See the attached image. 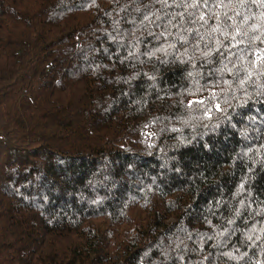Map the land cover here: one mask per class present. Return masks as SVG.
Listing matches in <instances>:
<instances>
[{"label":"trees","instance_id":"1","mask_svg":"<svg viewBox=\"0 0 264 264\" xmlns=\"http://www.w3.org/2000/svg\"><path fill=\"white\" fill-rule=\"evenodd\" d=\"M0 264H264V2L0 0Z\"/></svg>","mask_w":264,"mask_h":264},{"label":"snow or ice","instance_id":"2","mask_svg":"<svg viewBox=\"0 0 264 264\" xmlns=\"http://www.w3.org/2000/svg\"><path fill=\"white\" fill-rule=\"evenodd\" d=\"M262 2H264V0H262ZM200 19H201V20H204V16L201 15V16H200ZM236 31H237V33L239 34V29H237ZM233 39H235V37H233ZM257 39H259V37H257ZM239 43H240V41L237 40V44H239ZM243 83H244V81H241V84H243Z\"/></svg>","mask_w":264,"mask_h":264}]
</instances>
